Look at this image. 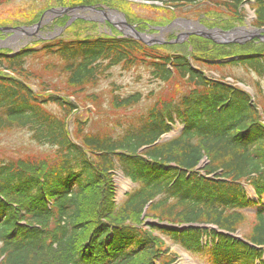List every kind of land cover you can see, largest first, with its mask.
Wrapping results in <instances>:
<instances>
[{
    "label": "trees",
    "instance_id": "obj_1",
    "mask_svg": "<svg viewBox=\"0 0 264 264\" xmlns=\"http://www.w3.org/2000/svg\"><path fill=\"white\" fill-rule=\"evenodd\" d=\"M203 1L221 6L244 0H181ZM251 6V26L264 28V0H251ZM169 52L110 36L58 39L14 55L0 51V133L26 131L50 153L0 160V264H174L163 238L203 253L208 264L259 260L264 107L234 85L240 80L230 84L228 76H207L194 64L218 71L242 67L264 81V52L204 58ZM115 67L145 69L160 84L180 80L186 92L174 103L156 102L136 125L92 131L76 118L69 132L77 97L92 101L89 90ZM142 100L139 92L114 94L110 105L128 110ZM177 122L181 133L162 141ZM117 170L134 184L118 206ZM247 188L256 202L247 199ZM249 207H257L255 220L244 230ZM142 216L150 221L143 224ZM236 232L242 240L232 236ZM204 235L217 242L202 248Z\"/></svg>",
    "mask_w": 264,
    "mask_h": 264
},
{
    "label": "rangeland",
    "instance_id": "obj_2",
    "mask_svg": "<svg viewBox=\"0 0 264 264\" xmlns=\"http://www.w3.org/2000/svg\"><path fill=\"white\" fill-rule=\"evenodd\" d=\"M215 2L218 1L190 4L181 0H10L0 5V51L15 53L25 47L40 48L43 42L58 39L124 37L125 29L128 36L134 37L133 31L126 27L130 25L140 34L142 43L159 48L160 53L182 51L189 57L204 58L264 52V40H250L246 33L256 30L251 26L254 18L251 0L240 3L227 1L221 6ZM66 8L68 11L62 10ZM202 33L212 34L213 41L199 35ZM38 63L36 60L34 66ZM194 65L207 76L223 75L230 77L228 80H240L242 84L239 87L264 107V81L242 67L218 71L202 63ZM134 92L141 93L144 98L139 105L117 111L111 107L112 95ZM184 92L186 88L180 80L160 84L152 80L145 69L123 71L115 67L108 78L89 90L88 93L95 95L92 101L84 95L77 97L79 107L69 118L68 129L76 118L89 122L92 131H117L122 126L136 125L156 102L174 103ZM72 100L70 97L69 101ZM178 131L177 125L166 137L174 136ZM48 154L49 150L33 143L26 131L0 133V160L43 158ZM115 183L116 201L119 202L133 186L120 171L115 174ZM247 193L249 198H253L251 189H247ZM249 212L243 224L246 230H250L254 222L253 210ZM141 221L146 224L150 220L142 216ZM163 241L164 248L177 257L175 264H206L203 255H190L165 238Z\"/></svg>",
    "mask_w": 264,
    "mask_h": 264
},
{
    "label": "water",
    "instance_id": "obj_3",
    "mask_svg": "<svg viewBox=\"0 0 264 264\" xmlns=\"http://www.w3.org/2000/svg\"><path fill=\"white\" fill-rule=\"evenodd\" d=\"M39 26V24H37L36 25V27H38ZM128 26V25H127ZM132 31H133V33H134V37L136 38V39H138V40H140L141 41V38L139 37V35H138V33L137 32H135L134 31V29L132 28V27H130V26H128ZM262 32H264V30H259V31H255V32H253V33H250L251 35L249 36V39H253V38H257V39H260V40H264V36H262L260 33H262ZM225 35H227L228 33H224ZM200 36H202V37H205V38H207V39H209V40H212L213 41V39H212V34H210V33H202V34H199ZM235 42H237V40H234ZM217 43V42H216ZM226 43V42H225Z\"/></svg>",
    "mask_w": 264,
    "mask_h": 264
},
{
    "label": "bare ground",
    "instance_id": "obj_4",
    "mask_svg": "<svg viewBox=\"0 0 264 264\" xmlns=\"http://www.w3.org/2000/svg\"><path fill=\"white\" fill-rule=\"evenodd\" d=\"M115 19L118 20V21H120L119 18H115ZM124 31H125L126 33H128V30H127V29H125ZM246 33H248V32H246ZM249 35H250V34H249ZM229 37H231V36H229Z\"/></svg>",
    "mask_w": 264,
    "mask_h": 264
}]
</instances>
